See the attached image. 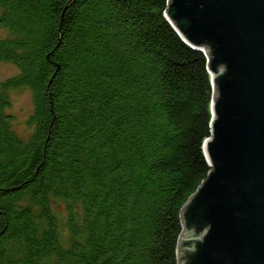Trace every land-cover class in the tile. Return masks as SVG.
Listing matches in <instances>:
<instances>
[{
    "label": "trees",
    "instance_id": "16d2710c",
    "mask_svg": "<svg viewBox=\"0 0 264 264\" xmlns=\"http://www.w3.org/2000/svg\"><path fill=\"white\" fill-rule=\"evenodd\" d=\"M68 2L0 0L18 70L0 80V264H177L178 213L211 171L206 56L166 0Z\"/></svg>",
    "mask_w": 264,
    "mask_h": 264
},
{
    "label": "water",
    "instance_id": "95a60500",
    "mask_svg": "<svg viewBox=\"0 0 264 264\" xmlns=\"http://www.w3.org/2000/svg\"><path fill=\"white\" fill-rule=\"evenodd\" d=\"M166 2L212 87L201 146L211 171L178 213L177 264H264V0Z\"/></svg>",
    "mask_w": 264,
    "mask_h": 264
},
{
    "label": "rangeland",
    "instance_id": "374dc122",
    "mask_svg": "<svg viewBox=\"0 0 264 264\" xmlns=\"http://www.w3.org/2000/svg\"><path fill=\"white\" fill-rule=\"evenodd\" d=\"M1 17V11H0ZM9 31L0 25V39L7 38ZM18 72L17 68L7 62H0V80L8 79ZM11 98V107L8 110L14 118V127L16 134L28 140L33 132V128L28 125V119L33 112L32 92L27 88L13 89L9 91ZM61 204V206H60ZM56 210H63L62 203L55 204Z\"/></svg>",
    "mask_w": 264,
    "mask_h": 264
}]
</instances>
